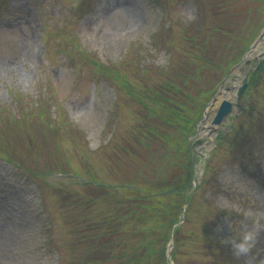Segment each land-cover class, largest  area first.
Wrapping results in <instances>:
<instances>
[{
    "label": "rangeland",
    "instance_id": "rangeland-1",
    "mask_svg": "<svg viewBox=\"0 0 264 264\" xmlns=\"http://www.w3.org/2000/svg\"><path fill=\"white\" fill-rule=\"evenodd\" d=\"M76 1L0 0V264H144L143 242L164 254L177 196L152 199L166 213L163 233L149 225L139 236L125 204L150 208L94 181L154 186L182 150L167 139L184 140L164 122L171 105L201 113L245 77L213 139L189 135L195 180L171 264H246L221 242L240 217L217 203H264V65L253 75L264 53L242 62L264 31V0H84L74 11ZM110 217L101 262L94 224ZM258 247L264 259V230Z\"/></svg>",
    "mask_w": 264,
    "mask_h": 264
},
{
    "label": "trees",
    "instance_id": "trees-1",
    "mask_svg": "<svg viewBox=\"0 0 264 264\" xmlns=\"http://www.w3.org/2000/svg\"><path fill=\"white\" fill-rule=\"evenodd\" d=\"M263 65V63L259 65L258 70L255 72V74H253L254 76H258L257 73H259V71L263 68ZM122 84L124 86H129L127 83ZM162 91L164 92L162 100L171 104L172 101L170 98H172V95L170 93L174 91V87L170 85H165L162 87ZM173 103H175L174 100ZM171 106L173 108L168 113V118L164 119V122L168 126H176L184 140L182 141L181 139H178L176 138V136L171 134L169 136L166 135L167 139L171 140L177 147L181 146L182 150L180 151L183 152H176L174 150L178 160L174 161L172 167L168 170V172L165 175H157L158 177L155 180L154 186H144L137 183L136 181L122 184L120 185V187H118L117 185H115L117 187H110L102 183L101 191H103V193L109 192L115 188H121V190L123 189L124 193H132V196L136 197L135 199L142 200L146 205V209L150 208V211L148 213L141 214L139 211L132 208L138 207L136 201H131L130 204L127 201L125 204V213H129V219L133 220L134 226L139 230L137 232L138 234L140 232L144 234L147 231L149 225H152V232L155 235H161L163 233V231H160L159 224L164 220V218L161 217L163 215H166V213L161 212L163 211V209L155 205V202L152 199L161 198L162 200H166L169 195H176L177 198L173 201V203H176V207L178 209H181L180 205L184 198L182 190L184 189L185 185L191 183V179L193 177V164L191 160V153L188 144L186 143V136L184 134L188 135L195 131L196 124L200 119L201 115L196 111L190 113L191 115H185L179 109L177 104H172ZM188 110L190 112L191 108H188ZM174 122H176L175 125ZM177 220L178 215L175 216L173 220L166 223V226H164V228H166L167 225L172 226ZM115 223L116 219L114 217H110L104 218L101 222L94 224V226L103 228L95 235V238L97 239L96 245L98 248H95V252L102 260L103 258H109L110 254L109 251L105 248L106 242H103L100 239L106 236V230L110 231L112 228H114ZM177 241H179L178 238ZM150 247L151 245H148L146 242H143L141 249L138 250L142 262L144 264H164V255L162 254V256L158 258L156 254L157 247ZM126 257H128V255H126Z\"/></svg>",
    "mask_w": 264,
    "mask_h": 264
},
{
    "label": "clouds",
    "instance_id": "clouds-1",
    "mask_svg": "<svg viewBox=\"0 0 264 264\" xmlns=\"http://www.w3.org/2000/svg\"><path fill=\"white\" fill-rule=\"evenodd\" d=\"M217 206L240 217L232 221L234 235L222 238V243L230 245L237 256L247 257L246 264H260L259 240L264 230V203L242 204L239 201L218 202Z\"/></svg>",
    "mask_w": 264,
    "mask_h": 264
},
{
    "label": "bare ground",
    "instance_id": "bare-ground-1",
    "mask_svg": "<svg viewBox=\"0 0 264 264\" xmlns=\"http://www.w3.org/2000/svg\"><path fill=\"white\" fill-rule=\"evenodd\" d=\"M262 37H264V34L262 35ZM259 39V41L247 52L246 54V58H252V57H259L262 55V53H264V48L263 50L260 49V45L262 44L263 42V39ZM243 63L242 64H239L237 65L235 68H234V77L232 79L233 82L235 83H238L239 81V76H240V73L242 72L243 70ZM232 93L233 91H230L228 89V87L226 86H223L222 90L220 91L218 97L215 99V101L209 106L207 107V112H206V115H205V119L201 122L200 124V134H202L203 136H205L207 138V142L210 140L213 139V137L215 136V132L217 131L218 127L216 125H213L212 121H210V113L211 111L219 104L220 100L222 99V97L224 96H232ZM5 253H0V260H1V257L5 256L4 255ZM104 261H106L107 259H104Z\"/></svg>",
    "mask_w": 264,
    "mask_h": 264
},
{
    "label": "water",
    "instance_id": "water-1",
    "mask_svg": "<svg viewBox=\"0 0 264 264\" xmlns=\"http://www.w3.org/2000/svg\"><path fill=\"white\" fill-rule=\"evenodd\" d=\"M248 62H250V60H248ZM246 84L247 83H245L244 85H242L239 88V91H238V95L239 96L243 93V91H244V89L246 87ZM232 106H233L232 101H230L229 99H226V98L223 99V101H222V103H221V105H220V107H219V109H218V111L216 113V116H215V118L213 120V123L220 124L223 121L225 115L228 114L231 111Z\"/></svg>",
    "mask_w": 264,
    "mask_h": 264
}]
</instances>
